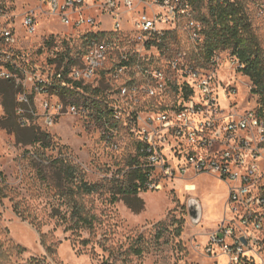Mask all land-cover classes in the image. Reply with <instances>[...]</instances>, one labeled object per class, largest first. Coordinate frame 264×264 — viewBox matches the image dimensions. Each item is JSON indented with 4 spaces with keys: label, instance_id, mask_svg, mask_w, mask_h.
<instances>
[{
    "label": "rangeland",
    "instance_id": "374dc122",
    "mask_svg": "<svg viewBox=\"0 0 264 264\" xmlns=\"http://www.w3.org/2000/svg\"><path fill=\"white\" fill-rule=\"evenodd\" d=\"M0 6L17 25L24 50L40 49L53 37L59 44L63 40L68 42L77 62L82 59L86 50L82 30L63 28L56 18L41 14L38 0H0ZM247 9L251 16L249 1ZM29 11H34L37 17V31L25 37L21 22ZM184 26L182 22L161 48L141 52L145 60H151L148 68L158 69L170 79L156 100L160 105L156 101L153 105L159 112L169 113L174 105L182 104L187 93L184 85L191 82L188 70L194 69L201 76L211 77L216 105L226 115L254 108L261 96L252 91L253 86L238 68L236 58L223 51L207 62L195 50ZM106 28L110 29L109 24ZM126 28L123 26V30ZM47 54L41 55V61ZM171 60L178 62L175 71L170 68ZM114 63L107 62L104 71L89 87L98 89L99 93H84L78 100L82 106H88H84L85 114L64 115L52 128L40 126V121H35L31 127L47 134L48 142L34 143L28 129L18 126L14 114L7 116L5 106L14 108L17 92L4 93L0 89V172L14 198L0 201V241L25 249L19 257L11 258L12 264H27L31 258L46 259L45 264H225L224 257L208 256L204 252L209 234L226 211L227 188L213 176L193 179V175L187 174L183 181L168 184L164 191L141 190L136 196L120 197L122 200L114 204L108 194L77 198V204L93 216V220L88 227L75 223L72 203L62 196L70 184L58 180L51 162L67 158L79 167L83 179L90 184L101 183L104 179H122L130 169V158L136 157L138 140L137 127L132 132L128 118L134 109L142 117L153 114L146 97L121 96L120 89L128 76L114 79ZM191 98L197 100V94L193 92ZM109 110H113L112 115L107 116L104 112ZM187 182L195 185V192L185 191L183 185ZM190 198H196L202 209L198 225H193L188 216ZM15 204L22 216L15 213ZM41 235L45 236L44 246ZM255 236L253 258L264 264V233ZM47 245L55 247V256L47 255ZM136 248L141 250L140 255H135Z\"/></svg>",
    "mask_w": 264,
    "mask_h": 264
},
{
    "label": "built area",
    "instance_id": "2783aa9c",
    "mask_svg": "<svg viewBox=\"0 0 264 264\" xmlns=\"http://www.w3.org/2000/svg\"><path fill=\"white\" fill-rule=\"evenodd\" d=\"M38 1L41 14L56 18L63 28L82 30L86 52L76 64L65 67L64 60L58 67L64 52L57 41L31 52L24 50L17 25L0 6V80L14 85L15 116L20 126H34L39 120L40 126L52 128L64 115L85 114L88 106L76 101L83 94L81 87L93 86L107 62L114 61V79L128 76L120 89L121 96H144L153 107L150 116L142 117L134 109L128 118L129 129L132 127L133 132L137 127L142 144L140 162L149 169L142 190L164 191L168 184L183 181L187 174L193 179L213 176L227 188L226 211L209 234L204 252L224 257L225 264H261L253 258V247L255 234L264 233V100L243 113L226 115L216 105L211 77L189 69L191 82L184 89L192 94L169 113L159 112L153 105L170 79L160 70L148 68L151 60H145L141 52L161 48L182 22L198 51L204 36L190 0ZM247 1L264 53V0ZM21 29L25 37L35 35L34 11L23 15ZM44 52L48 54L41 61ZM169 65L173 71L179 67L176 60ZM242 67L238 62V68ZM193 92L197 100L191 98ZM183 187L187 193L195 192L193 183Z\"/></svg>",
    "mask_w": 264,
    "mask_h": 264
},
{
    "label": "trees",
    "instance_id": "16d2710c",
    "mask_svg": "<svg viewBox=\"0 0 264 264\" xmlns=\"http://www.w3.org/2000/svg\"><path fill=\"white\" fill-rule=\"evenodd\" d=\"M194 18L201 24L204 36L203 42L198 47V53L201 58L210 61L218 52L228 51L231 56L243 66L241 72L249 78L254 93H264V53L262 50V42L259 31L255 30L256 22L253 16L248 13L247 0H234L233 2L225 1L222 3L213 2L211 0H190ZM203 11V12H202ZM261 39V40H260ZM83 44L84 37H82ZM55 41L53 37L46 41V45H50ZM68 42L63 40L59 47L63 51L58 67L62 66L63 61L67 60L66 65L76 64L77 61L71 55V50L68 48ZM41 52V50H38ZM86 50L84 51V53ZM83 53V55H84ZM0 89L7 93L14 90V85L8 81L0 80ZM83 94L92 92L98 94L99 90H91L89 87H81ZM186 99L192 94L191 90L185 89ZM64 96V95H63ZM72 96V95H71ZM70 96V97H71ZM66 97V96H65ZM261 100H264V95H261ZM79 104L80 101L76 100ZM72 101V102H76ZM81 105V104H80ZM84 106H87L84 104ZM100 109L101 106L97 104ZM16 100H14V108L5 106L7 116H15ZM113 110L104 112L107 116L112 115ZM16 118V116H15ZM17 120V119H16ZM18 126L28 129L32 141L34 143L48 142L49 136L47 134L35 131L31 126ZM3 127L8 129V125L3 123ZM142 144L137 140L136 142V157L130 158L129 171L119 180L104 179L101 183L90 184L83 179L82 171L79 167L73 164L65 157L56 158L51 162L53 170L59 181L67 182L70 187L66 189V193L62 196L69 199L72 203V217L76 224H82V227L91 225L93 216L85 212L77 204V198L85 196H92L96 194H108L112 204L122 200L120 197H127L130 195L136 196L142 190L143 183L149 174V169L144 168L140 159L143 157L140 153ZM41 178L44 179V176ZM12 190L9 188L5 176L0 172V201L3 199L13 200L11 196ZM124 200V199H123ZM126 201V200H125ZM129 205V203L126 201ZM134 211H137L133 209ZM14 211L17 215L22 216L18 204L14 205ZM179 233V232H178ZM45 236L41 235V244L44 246ZM25 252V249L17 244L9 242L7 245L0 241V264H12L11 258L13 256L19 257ZM45 252L48 256H55V247L47 245ZM135 255H140L142 252L139 248L134 250ZM46 259L38 260L31 258L27 264H45Z\"/></svg>",
    "mask_w": 264,
    "mask_h": 264
},
{
    "label": "water",
    "instance_id": "95a60500",
    "mask_svg": "<svg viewBox=\"0 0 264 264\" xmlns=\"http://www.w3.org/2000/svg\"><path fill=\"white\" fill-rule=\"evenodd\" d=\"M188 216L193 225H198L202 218V209L200 203L195 198H190L187 204Z\"/></svg>",
    "mask_w": 264,
    "mask_h": 264
},
{
    "label": "crops",
    "instance_id": "0c3cea01",
    "mask_svg": "<svg viewBox=\"0 0 264 264\" xmlns=\"http://www.w3.org/2000/svg\"><path fill=\"white\" fill-rule=\"evenodd\" d=\"M218 181V180H217ZM195 190H196V188H195ZM226 196H227V193H226ZM196 199V198H195ZM226 201V200H225ZM224 208H225V203H224ZM224 216H225V212H224V215H223V218H224ZM222 218V219H223ZM222 221V220H221Z\"/></svg>",
    "mask_w": 264,
    "mask_h": 264
}]
</instances>
